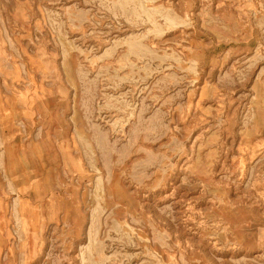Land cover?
<instances>
[{
    "label": "rangeland",
    "instance_id": "374dc122",
    "mask_svg": "<svg viewBox=\"0 0 264 264\" xmlns=\"http://www.w3.org/2000/svg\"><path fill=\"white\" fill-rule=\"evenodd\" d=\"M0 104V264H264V0H0Z\"/></svg>",
    "mask_w": 264,
    "mask_h": 264
},
{
    "label": "crops",
    "instance_id": "0c3cea01",
    "mask_svg": "<svg viewBox=\"0 0 264 264\" xmlns=\"http://www.w3.org/2000/svg\"><path fill=\"white\" fill-rule=\"evenodd\" d=\"M23 99H25V97L20 95L18 97V99L15 98L14 100H12L10 102V103H12V106H11L13 108L12 110L15 111L18 105L24 106L26 109H29V106H31V104L33 102L31 104H29V103L26 104ZM3 111H7L8 112L9 109L5 108V107H2V105L0 104L1 117H2V112ZM7 117L8 116H6L5 119ZM39 118H41V117H39ZM10 121L11 120H9L8 123H11ZM29 121L34 123V119H29ZM61 150L64 153V157L67 156L65 154L67 151H65L63 146H62ZM0 192H1V186H0ZM13 192L16 194V199H15L14 205H13V213H14L16 219L18 218L20 220V224L22 226V229L24 231L25 236L27 237V241L33 242V241H35V239L32 236V234H29V231L32 229V227H33V225L35 223L33 218L34 219L36 218V214L30 208V203L28 204L26 202L27 198H29L30 200L33 199V195H31L32 194L31 192H28L26 190H20V189H17V188L16 189L14 188ZM1 194H3V192H1ZM51 199H52V197H51ZM3 200H4V198L0 196V252L1 251L5 252L7 250L6 252H8V253L6 254V258L11 259L14 255L11 254L9 245L8 244L7 245H2V242H1V239H2L3 235L6 234V233L4 234L5 227H3V225H2L4 223V220H5V212H6V207H5V205L2 204ZM50 209L52 211V204H50ZM3 253H2V255L0 253L1 257L4 256Z\"/></svg>",
    "mask_w": 264,
    "mask_h": 264
}]
</instances>
